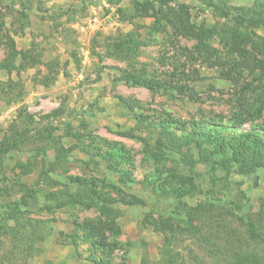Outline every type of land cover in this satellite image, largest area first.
<instances>
[{
	"label": "rangeland",
	"instance_id": "374dc122",
	"mask_svg": "<svg viewBox=\"0 0 264 264\" xmlns=\"http://www.w3.org/2000/svg\"><path fill=\"white\" fill-rule=\"evenodd\" d=\"M263 3L0 0V264H159L166 238L224 264L249 245L242 222H264V22L235 8L264 19ZM248 134L245 165L214 163Z\"/></svg>",
	"mask_w": 264,
	"mask_h": 264
},
{
	"label": "trees",
	"instance_id": "16d2710c",
	"mask_svg": "<svg viewBox=\"0 0 264 264\" xmlns=\"http://www.w3.org/2000/svg\"><path fill=\"white\" fill-rule=\"evenodd\" d=\"M161 4L165 3V0H155ZM261 7H264V3L261 4ZM235 10L239 13L240 17H238L237 19V23H239L240 25H244L245 22H251L250 25L252 27H258L260 25V22H264V19L262 17H256L255 15H252L249 20H245L242 17L245 15H250V13H257L255 10L252 9H248L245 7L242 8H238ZM226 17H230L231 14V10L230 9H226V11L222 12ZM173 25L177 26V22L173 21ZM162 135H164L167 139L168 145L170 147H174L175 149H177L179 152H182L184 149V143L180 138H176L175 136H173L171 133L168 132H162ZM252 137V135L248 134L247 136H244V140L243 141H238L236 144H229V145H224V146H220V149L222 151H227V150H231L232 152V156L230 159L228 160H224V162L222 161H218V162H214L217 165H220L224 168H228L229 166H231L232 163H236L239 164L241 166L245 165V161L248 159L247 157L249 156V154L251 153V149L257 150L255 148H258L257 146H255L254 148H252V146H249V143L251 142L249 140V138ZM198 148L200 149V153L204 159V157L206 159L211 160V156H209V154L204 153L205 151L202 149L201 145H198ZM57 158H61L64 157L65 154L67 153V151L63 148L60 147L57 150ZM186 154H184L185 157ZM205 155V156H204ZM187 157H189V155H186ZM250 162L247 163V165ZM244 223L246 232H247V241L249 242V246H253L254 248H260V249H254L252 248V252H246V245L244 246V249L242 247V249L240 251L238 250H234V249H229L227 251L226 256L223 258L224 264H264V222H242ZM153 225H159L156 222H154ZM185 225V230L194 233L195 230V226L192 223H186ZM163 228L165 230H168L169 232H172L174 229L173 227L170 226H163ZM176 229V228H175ZM217 229V228H216ZM171 242L168 238H166L165 240V245H164V249H162V253L160 256V260H159V264H192L193 260L191 262H187L185 260V256H183L180 252L177 251H173L170 250L171 249ZM230 247H232V244H230ZM205 264V263H202Z\"/></svg>",
	"mask_w": 264,
	"mask_h": 264
}]
</instances>
